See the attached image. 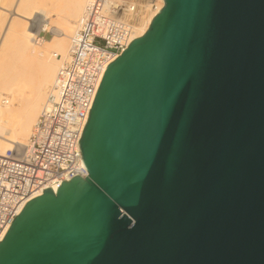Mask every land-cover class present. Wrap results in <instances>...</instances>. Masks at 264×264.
Instances as JSON below:
<instances>
[{
  "label": "water",
  "instance_id": "water-1",
  "mask_svg": "<svg viewBox=\"0 0 264 264\" xmlns=\"http://www.w3.org/2000/svg\"><path fill=\"white\" fill-rule=\"evenodd\" d=\"M78 143L88 175L24 203L0 264H264V0H164L104 68Z\"/></svg>",
  "mask_w": 264,
  "mask_h": 264
},
{
  "label": "built area",
  "instance_id": "built-area-1",
  "mask_svg": "<svg viewBox=\"0 0 264 264\" xmlns=\"http://www.w3.org/2000/svg\"><path fill=\"white\" fill-rule=\"evenodd\" d=\"M105 1L89 0L27 144L0 155V240L30 198L88 175L78 142L90 104L104 68L134 39L133 8L125 1L106 8Z\"/></svg>",
  "mask_w": 264,
  "mask_h": 264
},
{
  "label": "bare ground",
  "instance_id": "bare-ground-1",
  "mask_svg": "<svg viewBox=\"0 0 264 264\" xmlns=\"http://www.w3.org/2000/svg\"><path fill=\"white\" fill-rule=\"evenodd\" d=\"M115 1H125L126 10L133 8L132 38L147 31L164 4V0H106L105 7ZM88 2L0 0V155L27 144ZM43 31L52 36L41 37Z\"/></svg>",
  "mask_w": 264,
  "mask_h": 264
},
{
  "label": "snow or ice",
  "instance_id": "snow-or-ice-1",
  "mask_svg": "<svg viewBox=\"0 0 264 264\" xmlns=\"http://www.w3.org/2000/svg\"><path fill=\"white\" fill-rule=\"evenodd\" d=\"M185 112V99L182 86L177 81L174 84V93L170 97L167 112L162 117L157 130L156 147L161 157L165 155L166 137L174 121L179 120Z\"/></svg>",
  "mask_w": 264,
  "mask_h": 264
},
{
  "label": "rangeland",
  "instance_id": "rangeland-1",
  "mask_svg": "<svg viewBox=\"0 0 264 264\" xmlns=\"http://www.w3.org/2000/svg\"><path fill=\"white\" fill-rule=\"evenodd\" d=\"M52 36V33L51 32H43L41 34V37H44L46 39L50 38Z\"/></svg>",
  "mask_w": 264,
  "mask_h": 264
}]
</instances>
